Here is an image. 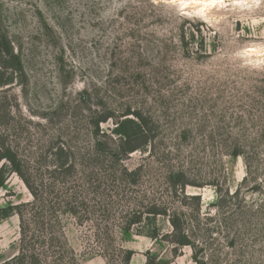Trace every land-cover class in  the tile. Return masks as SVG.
<instances>
[{"label": "rangeland", "instance_id": "obj_1", "mask_svg": "<svg viewBox=\"0 0 264 264\" xmlns=\"http://www.w3.org/2000/svg\"><path fill=\"white\" fill-rule=\"evenodd\" d=\"M0 31L21 68L0 94L20 109L3 124L8 143L51 199L53 185L65 194L63 176L51 173L64 142L78 177L68 179L92 197L88 208L62 206L60 222L51 221L66 264H125L127 250L129 264H145L149 252L164 264H197L194 252L205 264H264V198L244 184V155L231 154L236 145L263 153L264 0H0ZM137 112L149 141L115 162L113 129L139 120ZM251 157L264 184V154ZM124 166L138 170L136 181L123 177ZM89 173L97 194L87 189ZM182 182L201 200L184 196ZM33 199L11 173L0 207ZM151 203L193 219L195 250L129 225ZM157 219L169 233L168 216ZM35 240L29 245L52 249ZM21 246L19 215L0 219V264Z\"/></svg>", "mask_w": 264, "mask_h": 264}, {"label": "trees", "instance_id": "obj_2", "mask_svg": "<svg viewBox=\"0 0 264 264\" xmlns=\"http://www.w3.org/2000/svg\"><path fill=\"white\" fill-rule=\"evenodd\" d=\"M20 58L19 55L15 52L12 43L8 39V37L0 31V94H6L9 90L16 84L18 76L17 73L21 68L19 67ZM20 112L18 105H14L10 99L7 97L2 98L0 96V162L3 164L0 167V191L7 183L11 173H17L34 199L31 202H27L19 205H8L6 207H0V219L7 218L12 216L13 214H18L20 217V231H21V249L18 255L13 257L11 264H66L64 260L65 248L60 247L58 245L60 243V235L55 234L54 223H51L52 220L60 222V214L63 211H60L62 206L67 207L70 212L74 214L77 212L79 205L83 207H89L92 197H90L85 190L81 189V185H76L72 183L68 179V177H77V174L73 173L75 171V163L72 159L73 153L67 147V145L63 142L59 147L55 149L52 153L53 157H55V168L51 171L52 176L57 179L58 176L61 177V182H57L64 189V193L66 197L63 198L65 194H59L56 191V186L53 185L52 188V198L47 199L43 196V191L40 189V185L44 187V183L39 184L34 179L32 174L28 171L26 166L27 164V156L21 154L17 149H15L12 145L8 143V133L3 128V124H5L7 119L13 118L17 111ZM22 115V114H21ZM136 116L139 120L132 118H125L122 121L118 122L116 127L113 129V132L118 136L119 142L117 145V152H113L114 161L120 162L125 155L129 153H133L136 150L142 148L149 140L148 135L145 133L144 122L146 119L142 116L141 113L137 112ZM109 117H102L97 121V126H99V122L106 121ZM3 128V129H1ZM262 151L255 152L252 154L253 156H258L261 153L264 154V136H263V148ZM233 155H244L246 159V164L248 168V173L244 178V184L250 183L248 186L249 190L253 192H260L264 198V184L263 182H259L260 174L255 173L253 171V165L251 162L252 155H249V152L242 149L239 145L235 146L234 151H232ZM124 175L123 177H129L131 180L136 181V176L138 175V170H129L126 166L123 167ZM66 179H65V178ZM80 179H84V176L80 177ZM253 181V183L251 182ZM85 182L87 185V189L91 192L96 193L99 185H95V181H93V175L91 173L85 176ZM177 184V183H175ZM93 185H95L93 187ZM181 189V192L187 198L199 199L201 200L200 195H188L185 193L186 191V182H182L177 184ZM81 190V191H80ZM96 191V192H94ZM239 189L232 194L238 195ZM86 193V194H85ZM97 194V193H96ZM222 199V198H221ZM220 201V200H219ZM245 203L247 201L244 199ZM22 206L27 207L26 211H24ZM250 206V204H249ZM147 215L135 216L137 218H131L129 221V225L142 223V227L138 234L145 235L150 237L153 240H157L160 237L165 238L168 242H170L175 250L178 247L191 246L195 250L196 239L199 236L197 231H192L190 229V222H193V219L188 218L187 215L183 212H174L173 215H168L167 209H163L160 205L156 203H151L148 208ZM168 216V223L171 226V230L169 233L163 234L161 232V227L157 224L158 215ZM199 217V216H196ZM198 225L200 226V218H196ZM146 227H144V226ZM34 230L42 231V235H44L45 239L39 232H35ZM127 230H130V226L127 227ZM36 237V242H40L41 244L49 245L52 249H49L45 252H41L40 249L33 245H29V238ZM199 240V239H198ZM62 242V241H61ZM40 244V245H41ZM125 255V264H129L131 258L134 254L132 250H127ZM193 259L197 264H205L202 259L194 252ZM74 264H80L78 259L74 257ZM145 264H164L159 261V258H156L152 253H148L147 261Z\"/></svg>", "mask_w": 264, "mask_h": 264}]
</instances>
